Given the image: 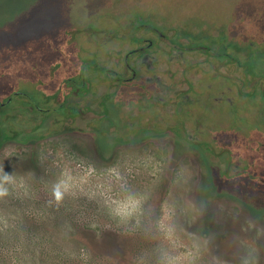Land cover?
<instances>
[{"label": "flooded vegetation", "instance_id": "flooded-vegetation-1", "mask_svg": "<svg viewBox=\"0 0 264 264\" xmlns=\"http://www.w3.org/2000/svg\"><path fill=\"white\" fill-rule=\"evenodd\" d=\"M64 1L43 42L8 59L0 46V154L87 135L101 161L124 149L145 173H218L264 191L263 10L97 0L67 24L75 0Z\"/></svg>", "mask_w": 264, "mask_h": 264}, {"label": "rangeland", "instance_id": "rangeland-1", "mask_svg": "<svg viewBox=\"0 0 264 264\" xmlns=\"http://www.w3.org/2000/svg\"><path fill=\"white\" fill-rule=\"evenodd\" d=\"M96 1H72L67 24L82 22ZM178 1L215 16L231 10L225 1L233 4ZM239 1L248 17L264 11V0L256 9L253 0ZM62 2L69 1L0 0L4 57L49 37L48 16ZM123 150L117 161H101L87 135L7 146L0 154V261L264 264V191L218 173L199 180L197 173H145V163Z\"/></svg>", "mask_w": 264, "mask_h": 264}, {"label": "trees", "instance_id": "trees-1", "mask_svg": "<svg viewBox=\"0 0 264 264\" xmlns=\"http://www.w3.org/2000/svg\"><path fill=\"white\" fill-rule=\"evenodd\" d=\"M3 242H0V245L2 244ZM4 245V244H3ZM9 248L13 249L15 246L13 244H9L8 245ZM0 264H5V262L1 259L0 261Z\"/></svg>", "mask_w": 264, "mask_h": 264}, {"label": "snow or ice", "instance_id": "snow-or-ice-1", "mask_svg": "<svg viewBox=\"0 0 264 264\" xmlns=\"http://www.w3.org/2000/svg\"><path fill=\"white\" fill-rule=\"evenodd\" d=\"M57 195H59V193H57Z\"/></svg>", "mask_w": 264, "mask_h": 264}]
</instances>
